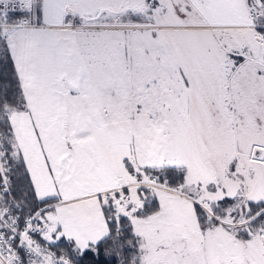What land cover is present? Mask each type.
I'll list each match as a JSON object with an SVG mask.
<instances>
[{
	"label": "snow or ice",
	"instance_id": "6c2138e0",
	"mask_svg": "<svg viewBox=\"0 0 264 264\" xmlns=\"http://www.w3.org/2000/svg\"><path fill=\"white\" fill-rule=\"evenodd\" d=\"M0 264H264V0H0Z\"/></svg>",
	"mask_w": 264,
	"mask_h": 264
}]
</instances>
